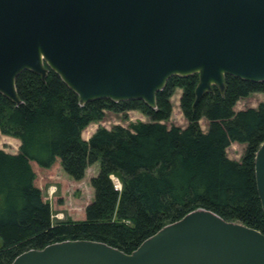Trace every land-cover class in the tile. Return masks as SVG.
Listing matches in <instances>:
<instances>
[{
    "label": "trees",
    "instance_id": "trees-1",
    "mask_svg": "<svg viewBox=\"0 0 264 264\" xmlns=\"http://www.w3.org/2000/svg\"><path fill=\"white\" fill-rule=\"evenodd\" d=\"M46 67L45 75L33 69L17 75L19 102L0 92V132L20 139L17 152L0 147V264L68 239L103 241L131 253L163 226L198 208L264 232L255 172L264 141V101L236 107L240 99L264 92V80L226 74L224 87L213 84L197 99L200 73L174 74L157 91L155 107L142 98L100 97L83 103L59 73ZM178 87L188 121L184 127L165 122ZM132 109L149 120L99 126L88 139L83 136L107 110ZM202 118L208 120L206 130ZM233 142L245 143L240 159L228 154ZM58 159L76 180L99 162L90 178L94 196L82 219L55 221L35 182L33 161L51 167Z\"/></svg>",
    "mask_w": 264,
    "mask_h": 264
},
{
    "label": "water",
    "instance_id": "water-1",
    "mask_svg": "<svg viewBox=\"0 0 264 264\" xmlns=\"http://www.w3.org/2000/svg\"><path fill=\"white\" fill-rule=\"evenodd\" d=\"M45 63L83 103L142 98L155 107L171 75L197 72L199 99L226 74L264 80V0H0V92L19 102L17 75H45ZM255 172L264 209V141ZM11 264H264V232L198 208L131 253L68 239Z\"/></svg>",
    "mask_w": 264,
    "mask_h": 264
},
{
    "label": "rangeland",
    "instance_id": "rangeland-1",
    "mask_svg": "<svg viewBox=\"0 0 264 264\" xmlns=\"http://www.w3.org/2000/svg\"><path fill=\"white\" fill-rule=\"evenodd\" d=\"M46 66V63H45ZM182 88H176L172 95L173 111L171 117L166 120L168 126L173 124L186 126L188 121L183 114L180 106V95ZM264 101V92H254L249 96L238 101L236 107L243 108L247 106H256ZM138 120H149V117L138 109L129 110L126 113L107 110L103 119L91 122L83 131V136L88 139L99 126L108 128L116 124L130 126L132 122ZM203 129H207L208 120L201 119ZM20 139L0 132V147L10 152L19 150ZM245 148V143L233 142L228 147V154L232 158L240 159ZM34 169L37 173V184L42 189L44 198L49 200L53 219H82L85 217V206L93 199L94 188L91 185L90 178L99 170V162L88 166L85 176L76 180L71 177L62 167L58 159L49 169L41 167L33 161ZM115 182L120 187V181L115 177Z\"/></svg>",
    "mask_w": 264,
    "mask_h": 264
},
{
    "label": "crops",
    "instance_id": "crops-1",
    "mask_svg": "<svg viewBox=\"0 0 264 264\" xmlns=\"http://www.w3.org/2000/svg\"><path fill=\"white\" fill-rule=\"evenodd\" d=\"M46 169H49V167H45ZM35 182H37V177H36V180H35ZM37 184V183H36ZM38 186H39V184H37Z\"/></svg>",
    "mask_w": 264,
    "mask_h": 264
},
{
    "label": "built area",
    "instance_id": "built-area-1",
    "mask_svg": "<svg viewBox=\"0 0 264 264\" xmlns=\"http://www.w3.org/2000/svg\"><path fill=\"white\" fill-rule=\"evenodd\" d=\"M117 185H118V183H117ZM121 185V184H120Z\"/></svg>",
    "mask_w": 264,
    "mask_h": 264
}]
</instances>
